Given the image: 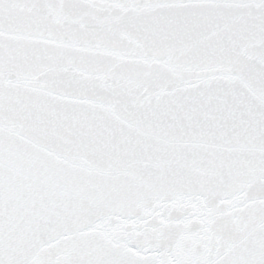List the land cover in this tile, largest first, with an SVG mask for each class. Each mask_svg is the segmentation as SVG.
<instances>
[{"label":"snow or ice","instance_id":"6c2138e0","mask_svg":"<svg viewBox=\"0 0 264 264\" xmlns=\"http://www.w3.org/2000/svg\"><path fill=\"white\" fill-rule=\"evenodd\" d=\"M0 264H264V0H0Z\"/></svg>","mask_w":264,"mask_h":264}]
</instances>
